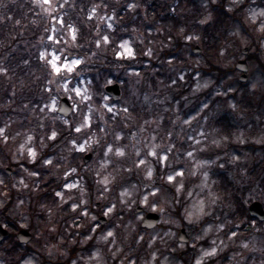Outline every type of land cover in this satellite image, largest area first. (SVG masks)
I'll return each mask as SVG.
<instances>
[{"label": "clouds", "instance_id": "obj_1", "mask_svg": "<svg viewBox=\"0 0 264 264\" xmlns=\"http://www.w3.org/2000/svg\"><path fill=\"white\" fill-rule=\"evenodd\" d=\"M0 264H264V0H0Z\"/></svg>", "mask_w": 264, "mask_h": 264}]
</instances>
